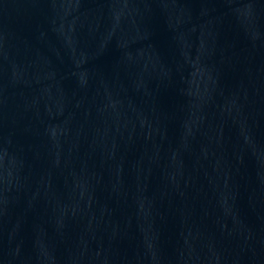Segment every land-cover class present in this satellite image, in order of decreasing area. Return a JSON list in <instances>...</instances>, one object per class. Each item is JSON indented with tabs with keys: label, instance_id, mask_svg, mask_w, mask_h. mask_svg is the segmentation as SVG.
<instances>
[{
	"label": "water",
	"instance_id": "1",
	"mask_svg": "<svg viewBox=\"0 0 264 264\" xmlns=\"http://www.w3.org/2000/svg\"><path fill=\"white\" fill-rule=\"evenodd\" d=\"M0 264H264V0H0Z\"/></svg>",
	"mask_w": 264,
	"mask_h": 264
}]
</instances>
